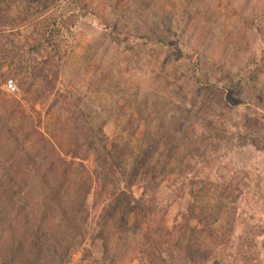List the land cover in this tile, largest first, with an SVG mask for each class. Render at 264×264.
Instances as JSON below:
<instances>
[{
    "label": "rangeland",
    "instance_id": "obj_1",
    "mask_svg": "<svg viewBox=\"0 0 264 264\" xmlns=\"http://www.w3.org/2000/svg\"><path fill=\"white\" fill-rule=\"evenodd\" d=\"M5 3L0 88L21 99L19 83L34 80L44 85L45 101L67 93L71 103L87 104L102 117L108 137L130 132L132 117L141 119V136L146 128L157 129L160 119L168 129L184 114L188 134L203 135L201 150L186 160L190 166L201 161L203 172L199 179L179 171L163 176L159 192L167 225L185 212L190 191H200L220 213L218 229L255 238L256 261L243 263L264 264V0ZM162 18L180 22L185 31L169 36ZM7 79L15 85L12 93L4 89ZM205 82L215 85L214 94ZM22 101L29 113L42 111L41 102ZM179 103L191 114L175 109ZM133 191L137 195L139 188ZM89 208L85 240L68 264L100 259L99 208L92 198Z\"/></svg>",
    "mask_w": 264,
    "mask_h": 264
},
{
    "label": "trees",
    "instance_id": "obj_2",
    "mask_svg": "<svg viewBox=\"0 0 264 264\" xmlns=\"http://www.w3.org/2000/svg\"><path fill=\"white\" fill-rule=\"evenodd\" d=\"M5 1L0 0L1 16ZM162 20L171 37L185 31L180 22ZM19 84L21 99L0 88V264H68L86 237L89 198L99 208L100 259L94 264L256 261L255 238L245 239L234 228L219 230L220 213L209 208L200 191H190L185 212L167 225L159 192L163 176L179 171L199 179L203 172L201 161L190 166L186 160L201 150L203 135L188 134L184 114L168 129L160 119L157 129L146 128L141 136V119L132 117L130 132L108 137L102 117L87 104L71 103L67 93L45 101L41 83ZM203 86L215 93V85ZM24 99L41 102L42 111L29 113ZM177 105L191 114L189 107Z\"/></svg>",
    "mask_w": 264,
    "mask_h": 264
},
{
    "label": "built area",
    "instance_id": "obj_3",
    "mask_svg": "<svg viewBox=\"0 0 264 264\" xmlns=\"http://www.w3.org/2000/svg\"><path fill=\"white\" fill-rule=\"evenodd\" d=\"M4 89L6 92L12 93L15 90V85L12 79H7L4 83Z\"/></svg>",
    "mask_w": 264,
    "mask_h": 264
}]
</instances>
